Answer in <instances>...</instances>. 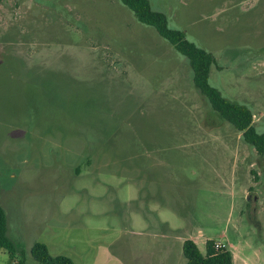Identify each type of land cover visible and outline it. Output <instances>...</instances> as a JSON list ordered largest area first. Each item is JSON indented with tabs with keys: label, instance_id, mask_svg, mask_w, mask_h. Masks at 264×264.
<instances>
[{
	"label": "rangeland",
	"instance_id": "1",
	"mask_svg": "<svg viewBox=\"0 0 264 264\" xmlns=\"http://www.w3.org/2000/svg\"><path fill=\"white\" fill-rule=\"evenodd\" d=\"M149 2L213 54L223 97L264 115V0ZM193 77L120 0L4 1L1 206L25 253L0 264H40L35 243L75 264H187L186 240L264 264V156Z\"/></svg>",
	"mask_w": 264,
	"mask_h": 264
},
{
	"label": "trees",
	"instance_id": "2",
	"mask_svg": "<svg viewBox=\"0 0 264 264\" xmlns=\"http://www.w3.org/2000/svg\"><path fill=\"white\" fill-rule=\"evenodd\" d=\"M6 0H0V6ZM123 5L133 11L140 23L153 27L159 36L165 39L175 50L184 56L194 73L193 82L200 94L207 100L212 110L221 119L231 124L243 140L264 156V133H259L254 125V114L243 104L232 102L211 85L210 73L217 65L216 58L210 52L191 42L181 30L169 25L167 15L152 9L149 0H120ZM0 250H4L14 259L16 255L24 256V250L8 237V219L1 206L0 186ZM183 254L187 264H233V253L228 249H217L214 241H207L203 254L193 240L183 243ZM32 258L40 264H75L66 256H53L43 243H35L31 249ZM18 264H24L19 260Z\"/></svg>",
	"mask_w": 264,
	"mask_h": 264
},
{
	"label": "crops",
	"instance_id": "3",
	"mask_svg": "<svg viewBox=\"0 0 264 264\" xmlns=\"http://www.w3.org/2000/svg\"><path fill=\"white\" fill-rule=\"evenodd\" d=\"M251 109V108H250ZM251 111H252V109H251ZM253 112V111H252ZM258 114H255L254 112H253V114H254V125H255V127H256V125H258L261 121H262V119H263V113L259 110L258 112H257ZM258 131V130H257ZM260 133V132H259ZM250 198V197H249Z\"/></svg>",
	"mask_w": 264,
	"mask_h": 264
},
{
	"label": "built area",
	"instance_id": "4",
	"mask_svg": "<svg viewBox=\"0 0 264 264\" xmlns=\"http://www.w3.org/2000/svg\"><path fill=\"white\" fill-rule=\"evenodd\" d=\"M215 247L217 249H225L226 248L225 244H223V243H215Z\"/></svg>",
	"mask_w": 264,
	"mask_h": 264
}]
</instances>
